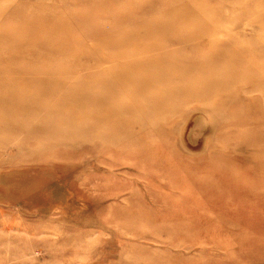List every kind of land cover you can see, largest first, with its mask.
Returning a JSON list of instances; mask_svg holds the SVG:
<instances>
[{"label":"rangeland","instance_id":"rangeland-1","mask_svg":"<svg viewBox=\"0 0 264 264\" xmlns=\"http://www.w3.org/2000/svg\"><path fill=\"white\" fill-rule=\"evenodd\" d=\"M263 100L264 0H0V264H264Z\"/></svg>","mask_w":264,"mask_h":264},{"label":"bare ground","instance_id":"bare-ground-1","mask_svg":"<svg viewBox=\"0 0 264 264\" xmlns=\"http://www.w3.org/2000/svg\"><path fill=\"white\" fill-rule=\"evenodd\" d=\"M260 18V17H259ZM132 50V49H131ZM6 53V52H5ZM86 56V55H85ZM35 61V60H34ZM71 62H72V60H71ZM36 63V62H35ZM69 72V71H68ZM164 72H166V71H164ZM167 73V72H166ZM205 74V73H204ZM125 77L127 76V73H126V75H124ZM208 78V77H207ZM228 79V78H227ZM207 81V80H206ZM219 81L218 80H215L214 82H212L213 83V85L215 84V83H218ZM210 88V87H209ZM264 101V100H263ZM153 105H154V102H153Z\"/></svg>","mask_w":264,"mask_h":264}]
</instances>
